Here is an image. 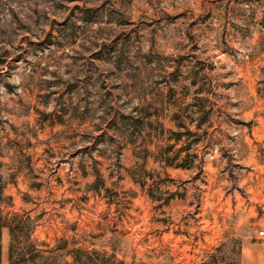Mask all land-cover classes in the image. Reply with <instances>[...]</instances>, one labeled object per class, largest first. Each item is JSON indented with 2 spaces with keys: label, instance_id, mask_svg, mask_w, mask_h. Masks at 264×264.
<instances>
[{
  "label": "rangeland",
  "instance_id": "rangeland-1",
  "mask_svg": "<svg viewBox=\"0 0 264 264\" xmlns=\"http://www.w3.org/2000/svg\"><path fill=\"white\" fill-rule=\"evenodd\" d=\"M0 183V264H264V0H0Z\"/></svg>",
  "mask_w": 264,
  "mask_h": 264
},
{
  "label": "trees",
  "instance_id": "trees-1",
  "mask_svg": "<svg viewBox=\"0 0 264 264\" xmlns=\"http://www.w3.org/2000/svg\"><path fill=\"white\" fill-rule=\"evenodd\" d=\"M178 167H181L180 165ZM3 186L0 183V199L2 198ZM1 216V215H0ZM3 227H7L10 237L12 236V227L6 225L0 217V231ZM36 251L33 245H13L10 242L8 246V264H23L31 260L32 264H35L34 257L36 256ZM240 261V241L235 239H230L229 241H224L220 243L217 247L213 249V252L208 256V259L199 264H239ZM45 262V261H44ZM73 263H79L77 260H73ZM48 264V263H40Z\"/></svg>",
  "mask_w": 264,
  "mask_h": 264
},
{
  "label": "built area",
  "instance_id": "built-area-1",
  "mask_svg": "<svg viewBox=\"0 0 264 264\" xmlns=\"http://www.w3.org/2000/svg\"><path fill=\"white\" fill-rule=\"evenodd\" d=\"M259 234H260V235H263V234H264V231L261 230V231L259 232Z\"/></svg>",
  "mask_w": 264,
  "mask_h": 264
},
{
  "label": "water",
  "instance_id": "water-1",
  "mask_svg": "<svg viewBox=\"0 0 264 264\" xmlns=\"http://www.w3.org/2000/svg\"><path fill=\"white\" fill-rule=\"evenodd\" d=\"M61 244H62V246H63L65 243H61ZM62 246H61V247H62ZM59 247H60V246H59Z\"/></svg>",
  "mask_w": 264,
  "mask_h": 264
}]
</instances>
